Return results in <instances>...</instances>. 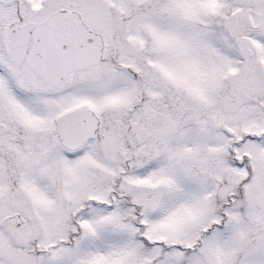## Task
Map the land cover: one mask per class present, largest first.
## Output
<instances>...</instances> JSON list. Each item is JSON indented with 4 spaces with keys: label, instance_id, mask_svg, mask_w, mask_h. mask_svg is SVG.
<instances>
[{
    "label": "snow or ice",
    "instance_id": "6c2138e0",
    "mask_svg": "<svg viewBox=\"0 0 264 264\" xmlns=\"http://www.w3.org/2000/svg\"><path fill=\"white\" fill-rule=\"evenodd\" d=\"M0 264H264V0H0Z\"/></svg>",
    "mask_w": 264,
    "mask_h": 264
}]
</instances>
